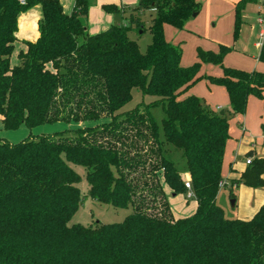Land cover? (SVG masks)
Segmentation results:
<instances>
[{
	"label": "trees",
	"instance_id": "1",
	"mask_svg": "<svg viewBox=\"0 0 264 264\" xmlns=\"http://www.w3.org/2000/svg\"><path fill=\"white\" fill-rule=\"evenodd\" d=\"M255 1L236 3L234 39L241 11ZM36 5L38 37L25 42L11 66L18 17ZM87 7L75 0L65 14L59 0H0L3 129L99 122L0 139V264H264V206L241 220L226 218L216 203L229 117L245 112L249 95L262 98L264 73L222 67V76H207L227 90L230 110L220 114L197 96L182 97L200 65L182 67L181 48L163 33L164 24L182 28L198 11L196 0H138L126 25L92 35L82 19ZM146 31L150 42L142 51L130 34ZM229 50L220 45L218 53L197 55L221 65ZM258 60L264 63V46ZM133 89L153 100L122 110ZM155 107L164 113L160 127ZM170 147L185 160L196 201L194 213L180 218L161 183L162 177L174 195L186 191L166 156ZM263 172L264 157H253L238 182L263 186ZM82 179L90 199L130 213L120 222L69 225L81 205Z\"/></svg>",
	"mask_w": 264,
	"mask_h": 264
},
{
	"label": "crops",
	"instance_id": "2",
	"mask_svg": "<svg viewBox=\"0 0 264 264\" xmlns=\"http://www.w3.org/2000/svg\"><path fill=\"white\" fill-rule=\"evenodd\" d=\"M86 1L88 4L87 14L82 17V19L89 35L99 33L112 25H126L130 11L129 8L138 4V0ZM196 1L199 4V9L194 16H191V20L187 19L188 21L184 26L188 27L195 34H203L208 39H211L214 45L203 46L200 40L196 39L195 44H200L201 46L199 45L196 47L197 60L195 62L200 61L197 55L199 49L218 53L220 45H224L229 47L230 50L223 55L221 65L201 62L199 71L204 78L194 83L186 91H190L197 95L205 101L213 111L228 112L230 110V101L226 88L211 83L205 77L222 76L223 71L221 67L233 68L246 72L257 71L264 73V63L258 60L260 49L264 46V22L260 23L258 21L259 17L263 18L264 21V0H257L245 5L240 14L241 24L236 39L233 38V31L235 24V5L239 0ZM59 2L65 14H70L72 12L75 0H59ZM108 6L115 7L116 11H107L106 7ZM126 8L129 10L125 11ZM148 13L147 21H149L152 15V12ZM39 18L40 8L38 5L19 15L17 31L15 33L17 40L14 43V50L10 56L11 66L18 63V52L26 50L25 42L34 41L38 37L37 21ZM147 21L146 23L148 24ZM222 23H226L225 30L219 29ZM206 26L209 28H205ZM223 32H226V34L228 33V35L224 37V35H222ZM163 33L166 41L174 45L177 44L173 42V39H178L182 34L180 31L171 29L168 24L163 25ZM132 34L134 35L133 37L131 36ZM137 36L135 32L130 34V37L136 41ZM180 61L182 67H189V62L184 63L181 59ZM248 152H251L252 156H248ZM247 157L251 159L253 157H264V91L262 93V98L249 95L245 112L242 114H233L228 120V138L225 143L221 164V176L223 180L226 181L225 186L228 188L227 195L231 201L230 213L226 216L223 204L219 202V193H217L216 203L223 210L224 216L229 219L249 220L260 207L264 206V185L260 187H251L238 182L241 174L248 166V164L245 163ZM189 178L190 176L186 169L182 179L186 180ZM262 178L264 179V172ZM163 189L167 195L171 212L175 218L189 216L194 213L196 209V201L194 199L191 202L184 199L185 210L174 212L168 196L172 195V197H175L183 194L174 195L169 188L166 190L163 187ZM225 193H223L222 196H224Z\"/></svg>",
	"mask_w": 264,
	"mask_h": 264
},
{
	"label": "rangeland",
	"instance_id": "3",
	"mask_svg": "<svg viewBox=\"0 0 264 264\" xmlns=\"http://www.w3.org/2000/svg\"><path fill=\"white\" fill-rule=\"evenodd\" d=\"M129 9L126 8L125 11L129 10ZM148 15H149L148 11L142 15L143 16L142 20L144 22L145 28H147V25H148L146 23V21L148 19ZM190 18L188 20H191ZM188 20H186L184 22L182 28H176V27L169 25V27L171 29L180 31L182 33L181 36L178 37V39H173V42H175L178 46L180 45L181 51H182L181 60L184 63L189 62L188 66H191L195 63H199V65L201 66L200 61L195 62L197 60L196 59L197 58L196 57V47H198L200 45V44L199 45L195 44L196 39L200 40V42H201V44H203V46H206V45L207 46L208 45L213 46L214 43L211 39H208L203 34H198V33L195 34L188 27L184 26V25H186L185 23ZM205 28H209V27L206 26ZM211 28H212V26H211ZM225 28H226V23H222V25L219 27V29H221V30H225ZM222 35H224V37H226L228 35V33L226 34V32H223ZM131 36L133 37L134 35L132 34ZM137 42L139 44L140 49L142 51H144L147 44L150 42L149 32L146 31L141 36L138 35L137 36ZM199 70H200V67L196 73V77L198 78L196 83L199 82L202 78H204V76H202L200 74L201 72ZM197 85H200V84H197ZM195 87H199V86H195ZM188 95L197 96V95L191 93L190 91H186L182 95V97H185ZM151 100H153V97L142 96L139 91L133 89L131 101H129V103H127L123 107L122 110L131 109L140 102L148 103ZM203 102L205 103V101H203ZM207 106L209 107V105H207ZM151 112H152V115H153L155 121L157 122L158 126L160 127L161 126V119L164 117V113H163L162 108L161 107H155L151 110ZM94 123H99V122H91V121H86V122H73V121H71L69 123L56 122V123L36 126L32 129H29L25 126H21L16 130H4L2 127V124L0 123V139L6 140V141L11 142V143L12 142H18L19 140H22L23 138H26L28 136L33 137V135H39L41 133L51 134L54 132L62 131L64 129H75L77 127H84V126L93 125ZM161 137H162V133H161ZM166 156L168 159H170L174 163L176 169L180 172V175L182 174V176H183L184 172L186 171V164H185V160L182 157L180 151L176 148H173V147L167 148ZM76 171L80 175L83 174L82 171H80L79 169H76ZM186 180L190 181V178L186 179ZM186 180H183V182ZM161 183H162V186L166 190H168L167 188H169V187L164 183L162 177H161ZM190 184H191V182H190ZM79 188H80L81 197H82L81 205H80L78 211L74 214L72 219L69 221V225L78 223V224H82L84 226H89V225H92L96 221H99L101 223L120 222L123 220V218L127 214L130 213V210H131L130 208H128V209L114 208L110 205L102 204V203H99L97 201L90 199L87 195L88 186H87L86 182L84 181V179H82L81 183L79 184ZM191 191H192V189H191ZM227 192H228V188L226 186L219 187V191H218L219 196H220L219 202H222L223 208L226 212V216H227V214L230 213V207H231V201H230V198H228ZM223 193H225L224 196H222ZM182 194L183 195H177L175 197H172V195L168 196L170 198L169 201H170V204H171L174 212H181L182 210L183 211L185 210L184 209L185 203L183 201L184 199L186 201H189V202H191L194 199V197L187 198V195H186L187 190L184 191Z\"/></svg>",
	"mask_w": 264,
	"mask_h": 264
},
{
	"label": "built area",
	"instance_id": "4",
	"mask_svg": "<svg viewBox=\"0 0 264 264\" xmlns=\"http://www.w3.org/2000/svg\"><path fill=\"white\" fill-rule=\"evenodd\" d=\"M19 2L20 3H24V0H19ZM258 21L260 22V23H263L264 21H263V18H261V17H259L258 18ZM251 158L250 157H247L246 159H245V163L246 164H249L250 162H251ZM226 185V181H224V180H221L220 182H219V187H223V186H225ZM184 186H185V188H186V190H187V198H191V197H193V193H192V191H191V184H190V181H188V180H186V181H184Z\"/></svg>",
	"mask_w": 264,
	"mask_h": 264
},
{
	"label": "water",
	"instance_id": "5",
	"mask_svg": "<svg viewBox=\"0 0 264 264\" xmlns=\"http://www.w3.org/2000/svg\"><path fill=\"white\" fill-rule=\"evenodd\" d=\"M194 15H195V13L192 14V16H194ZM222 113H223V112L221 111L220 114H222Z\"/></svg>",
	"mask_w": 264,
	"mask_h": 264
}]
</instances>
